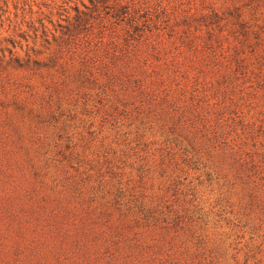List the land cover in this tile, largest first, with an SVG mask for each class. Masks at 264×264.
Here are the masks:
<instances>
[{"label":"rangeland","instance_id":"rangeland-1","mask_svg":"<svg viewBox=\"0 0 264 264\" xmlns=\"http://www.w3.org/2000/svg\"><path fill=\"white\" fill-rule=\"evenodd\" d=\"M0 264H264V0H0Z\"/></svg>","mask_w":264,"mask_h":264}]
</instances>
